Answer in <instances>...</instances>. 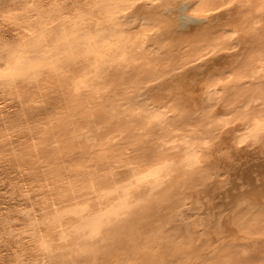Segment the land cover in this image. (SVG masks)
I'll list each match as a JSON object with an SVG mask.
<instances>
[{
    "label": "bare ground",
    "instance_id": "bare-ground-1",
    "mask_svg": "<svg viewBox=\"0 0 264 264\" xmlns=\"http://www.w3.org/2000/svg\"><path fill=\"white\" fill-rule=\"evenodd\" d=\"M0 264H264V0H0Z\"/></svg>",
    "mask_w": 264,
    "mask_h": 264
}]
</instances>
